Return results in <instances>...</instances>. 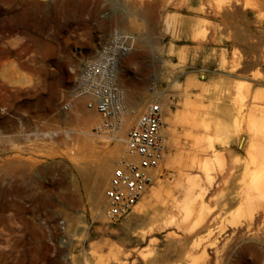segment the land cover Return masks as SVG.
<instances>
[{"label": "rangeland", "instance_id": "374dc122", "mask_svg": "<svg viewBox=\"0 0 264 264\" xmlns=\"http://www.w3.org/2000/svg\"><path fill=\"white\" fill-rule=\"evenodd\" d=\"M198 4L0 0V264H145L169 244L167 264H264V222L225 240L211 233L240 208L244 169L233 164L246 156L250 121L264 116V0ZM114 28L135 34L133 51L121 61L128 105L142 108L158 95L177 121L165 119L170 152L159 177L161 203H147L146 194L110 223L96 179L102 159L114 167L122 149L96 130L99 115L74 100L73 89L83 62ZM228 90L233 100L257 105L236 126L222 113ZM197 141L216 143L224 159L211 166L206 218L193 228L194 213L164 210L165 203H184L176 158L192 156Z\"/></svg>", "mask_w": 264, "mask_h": 264}, {"label": "built area", "instance_id": "2783aa9c", "mask_svg": "<svg viewBox=\"0 0 264 264\" xmlns=\"http://www.w3.org/2000/svg\"><path fill=\"white\" fill-rule=\"evenodd\" d=\"M135 34L114 28L96 52L87 58L74 84L73 93L88 97L86 107L100 117L96 130L110 141L127 113L119 80L121 60L135 47ZM64 107L71 109V101ZM166 105L156 95L143 102L142 111L126 131L125 151L112 169L104 190V217L116 223L133 212L165 170L170 152L165 129Z\"/></svg>", "mask_w": 264, "mask_h": 264}, {"label": "bare ground", "instance_id": "6f19581e", "mask_svg": "<svg viewBox=\"0 0 264 264\" xmlns=\"http://www.w3.org/2000/svg\"><path fill=\"white\" fill-rule=\"evenodd\" d=\"M23 66H27V65L23 64ZM122 68L123 67H121V63H120L119 80H120V75L123 72ZM242 81L246 82V80H242ZM27 82L31 83L30 80H28ZM123 92H124V102L128 110L127 113L123 116L121 126L119 127L118 131L115 133V137H114L116 140V150L122 149L119 150L121 151V154H123L125 151L126 131L131 126L130 124L131 119L135 114H137V112L142 111L140 104L129 103L128 105L126 88L123 89ZM73 96H74V100H79L82 103H85L88 100V97H80L74 93ZM221 99H222L221 104L223 106L222 107L223 116L228 121V123L229 121L233 122V126H236L238 119H240V117H242L245 112L253 113V111L257 109L256 107L257 105L253 103V101L251 100L244 101L241 103L237 102V100H233V97H231L229 90L225 94H221L220 100ZM80 115L83 114L81 113ZM175 116L177 119L180 117L179 114H176ZM198 118L200 119V116H198ZM165 119L170 125L174 124L177 121V120L176 121L173 120L170 116H166V118L164 117V121ZM249 125L250 126L248 128V132L250 134V141L247 143L246 146V156L244 159L237 158L236 162L233 164L234 165L233 168H235L236 170L244 169V177L241 180L242 184L238 190L240 208H238L236 212L233 213L230 224L227 223L223 226L218 227L217 229L211 230L212 234L215 231V233H218L219 236H221L222 239L224 240L227 239L228 237L230 238L231 236L237 235L239 233L241 235V229L243 228H245V230L249 232L253 230L256 225L260 224L261 222H264V116L259 117V120L250 121ZM243 141H245V137L241 136L239 144H242ZM184 146L186 147V145ZM228 147L229 144L224 143V148L227 149ZM183 149L185 148L183 147ZM121 154H119V157L121 156ZM74 158H72V160L74 162L77 161L76 157ZM222 159H224L223 151L218 149L216 143L210 142L207 144H203L198 141L193 146L192 156L190 154L189 155L185 154L183 156L180 155L179 159L176 158V161L178 163L176 161L174 162L178 164V168H179V173H178L179 175L177 176V178L175 177L177 179L176 186L179 187L184 194L183 195L184 203L182 204L180 201L181 204H178L175 201H173V203L174 202L176 203V204L174 203V205L172 204L173 206L170 205L169 203H165L166 210H164V212L172 209V207L173 208L176 207L178 211L179 210L183 211V214L181 213V215L182 216L184 215V217L185 216L188 217L189 215L194 213L196 220H195V225H193L192 227L194 228L195 226L196 227L201 226L206 218V212H207V198H208L207 189L208 186L212 184L210 169L213 168L211 167L214 165L213 162L218 163L222 161ZM112 168H113V163L111 162L110 158L102 159L101 163L99 164V169L101 174H99V176L96 179L97 187L102 186L104 189L105 187H107L108 185L107 179L109 178V176H111ZM201 172H204L205 177L202 178L200 177L199 173ZM158 178L156 179L154 186L146 193L148 196L147 199H145V201L149 204L155 200L161 203L160 195H161V191L163 190V184H162V179L160 178L158 179ZM97 199H98L97 194L94 191L92 194V201H93V206L95 207L96 210H98L100 207V203ZM103 200L105 202V197ZM171 211H173V209ZM213 244H217V242ZM169 246L170 244L167 245L166 250L162 251L160 255H158L153 260L152 259L147 260L145 264H152L153 261H156L157 264H167L173 256V253L168 248ZM125 262L127 261H124V264Z\"/></svg>", "mask_w": 264, "mask_h": 264}, {"label": "crops", "instance_id": "0c3cea01", "mask_svg": "<svg viewBox=\"0 0 264 264\" xmlns=\"http://www.w3.org/2000/svg\"><path fill=\"white\" fill-rule=\"evenodd\" d=\"M200 0H191V3H193V7H197ZM248 24H250V29L254 31L255 34H260L259 31L255 27L254 21L250 18L248 21Z\"/></svg>", "mask_w": 264, "mask_h": 264}]
</instances>
